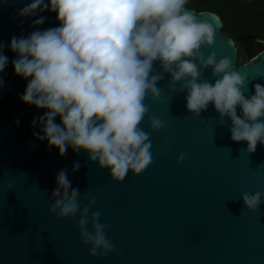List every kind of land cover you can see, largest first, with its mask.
<instances>
[{
  "label": "water",
  "instance_id": "1",
  "mask_svg": "<svg viewBox=\"0 0 264 264\" xmlns=\"http://www.w3.org/2000/svg\"><path fill=\"white\" fill-rule=\"evenodd\" d=\"M31 2L0 0V45L8 58L0 73V264H264V197L255 212L242 198L264 193V144L247 153V142L231 138L230 117L219 123L214 104L200 117L189 112L188 90L179 91L182 83L172 85L159 61L153 74L163 76L157 85L161 99L153 101L149 95L145 103L148 116L160 119L166 130L153 132L148 117L142 123L153 157L142 174L129 172L114 182L110 171L91 162L87 152L69 147L61 157L57 148L36 138L46 110L22 101L29 81L15 74L18 57L11 51V39L58 27L59 22L50 8L22 18L21 10ZM188 11L214 27V46L201 49L205 58L213 52L218 61L230 58L233 70L247 75L245 96L254 95L255 84L264 86V49L237 65V48L222 32L219 16ZM41 16L45 23L36 25ZM200 70V83L214 85L219 78L211 67ZM237 113L241 115L240 107ZM55 122L60 124V117ZM64 169L72 188L81 193V210L96 199L89 220L99 211L115 246L103 259L92 258L91 246L81 242L79 213L59 220L49 212L57 174Z\"/></svg>",
  "mask_w": 264,
  "mask_h": 264
},
{
  "label": "clouds",
  "instance_id": "2",
  "mask_svg": "<svg viewBox=\"0 0 264 264\" xmlns=\"http://www.w3.org/2000/svg\"><path fill=\"white\" fill-rule=\"evenodd\" d=\"M187 3L32 0L26 5L20 12L22 18L50 8L59 22L58 27L11 39V51L18 57L13 61L15 74L29 81L22 101L46 110L39 117L42 134L36 133V138L46 140L50 149L57 148L61 157L69 147L74 152H87L91 162L110 171L114 182L123 181L129 172L142 174L153 162L150 134L141 128L142 123L148 117L153 132L166 130L160 119L148 116L145 103L149 95L153 101L161 99L157 85L163 76L153 74L154 62L159 61L164 72L171 75L170 83H182L179 91L188 90L189 112L200 117L202 110L214 104L220 124L223 117H230L232 140L247 142V153H254L258 143L264 144V86L255 84V94L246 97L243 89L247 87V75L234 71L230 58L218 61L215 52L205 58L201 49L214 46V27L192 15L185 8ZM44 23L43 16L35 20L36 25ZM7 63L0 45V73ZM209 67L212 75L219 77L214 85L198 82L204 75L200 69ZM57 117L60 124L55 122ZM183 160L181 154L178 162ZM79 167L77 162L73 172ZM56 183L50 214L64 220L79 213L80 240L91 246L89 255L103 259L114 253L107 226L100 222L101 213L92 212L89 220L96 199L91 198L81 210V193L72 188L67 169L57 174ZM262 197L261 192L242 196L253 212Z\"/></svg>",
  "mask_w": 264,
  "mask_h": 264
},
{
  "label": "flooded vegetation",
  "instance_id": "3",
  "mask_svg": "<svg viewBox=\"0 0 264 264\" xmlns=\"http://www.w3.org/2000/svg\"><path fill=\"white\" fill-rule=\"evenodd\" d=\"M187 10L210 12L219 16L222 32L237 48L249 51V46L264 41V0H188ZM251 37V39H249Z\"/></svg>",
  "mask_w": 264,
  "mask_h": 264
},
{
  "label": "trees",
  "instance_id": "4",
  "mask_svg": "<svg viewBox=\"0 0 264 264\" xmlns=\"http://www.w3.org/2000/svg\"><path fill=\"white\" fill-rule=\"evenodd\" d=\"M264 49V45L254 44L249 46V51L245 49H240L238 51V62L237 65L247 62L252 56L256 55Z\"/></svg>",
  "mask_w": 264,
  "mask_h": 264
}]
</instances>
